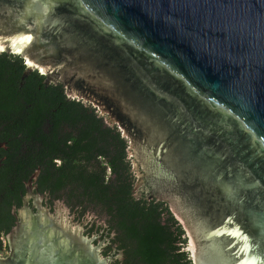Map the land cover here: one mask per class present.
Here are the masks:
<instances>
[{"label": "water", "instance_id": "1", "mask_svg": "<svg viewBox=\"0 0 264 264\" xmlns=\"http://www.w3.org/2000/svg\"><path fill=\"white\" fill-rule=\"evenodd\" d=\"M3 51L44 75L67 60L69 97L90 88L133 132L134 170L182 225L192 264H264V0H0ZM72 226L58 231L77 248L48 244L38 264H106ZM21 254L0 264H22Z\"/></svg>", "mask_w": 264, "mask_h": 264}, {"label": "trees", "instance_id": "2", "mask_svg": "<svg viewBox=\"0 0 264 264\" xmlns=\"http://www.w3.org/2000/svg\"><path fill=\"white\" fill-rule=\"evenodd\" d=\"M49 30L47 35L55 34ZM100 39L145 82L122 49L106 37ZM68 65L66 60L65 69L44 75L28 71L21 55L0 52L1 139L17 152L22 142L28 144L23 158H10L3 170L22 171L25 179L39 168V189L83 215L95 212L115 233L127 264H192L182 225L166 202L147 197L151 187L139 177L145 172L140 166L134 170L138 162L131 147L133 132L123 135L119 118L90 88L81 90V98L69 97L67 91L76 87L66 86ZM146 86L157 98L179 105ZM177 125L180 133L189 132ZM5 232L0 222V234Z\"/></svg>", "mask_w": 264, "mask_h": 264}, {"label": "flooded vegetation", "instance_id": "3", "mask_svg": "<svg viewBox=\"0 0 264 264\" xmlns=\"http://www.w3.org/2000/svg\"><path fill=\"white\" fill-rule=\"evenodd\" d=\"M27 146L28 144L24 145L22 142L17 152V149L8 146L1 139L0 131V222L6 231L3 235L0 234V258L4 260L16 258L17 252L22 253L20 255L24 258L22 264H38L41 258H46L41 257V250L48 244H56L53 249L77 248L75 245L68 246L67 242H64V236L58 231L61 229L68 231L67 228L73 231L72 224L75 218L77 224L83 227V236L94 239L91 243L93 246L100 245L98 251L100 259H105L106 264H127L123 251L115 241V233L109 231L104 220H101L102 225L99 226L97 222L90 224L84 218L85 215L68 206L63 200H56L47 192L41 191L37 184L39 174L36 179L31 180L35 171L24 179L22 171L7 173L3 170L10 158H23L24 148ZM60 203L67 207V220L71 219V222L65 219L61 221L60 216L56 215L61 210ZM63 221L67 223L63 224ZM79 253V256L84 255L83 251ZM47 255L56 259L52 251ZM77 256L78 253H75V257Z\"/></svg>", "mask_w": 264, "mask_h": 264}, {"label": "rangeland", "instance_id": "4", "mask_svg": "<svg viewBox=\"0 0 264 264\" xmlns=\"http://www.w3.org/2000/svg\"><path fill=\"white\" fill-rule=\"evenodd\" d=\"M85 218L90 221L92 224H94L95 222H97L98 226L102 225L101 223V218H99L95 212H88L85 215ZM103 220V219H102ZM99 221V222H98Z\"/></svg>", "mask_w": 264, "mask_h": 264}]
</instances>
